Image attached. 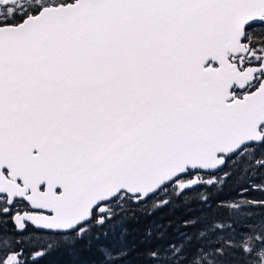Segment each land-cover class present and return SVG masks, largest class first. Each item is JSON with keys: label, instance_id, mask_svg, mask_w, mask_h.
<instances>
[{"label": "snow or ice", "instance_id": "6c2138e0", "mask_svg": "<svg viewBox=\"0 0 264 264\" xmlns=\"http://www.w3.org/2000/svg\"><path fill=\"white\" fill-rule=\"evenodd\" d=\"M53 253L264 264V0H0V264Z\"/></svg>", "mask_w": 264, "mask_h": 264}, {"label": "trees", "instance_id": "16d2710c", "mask_svg": "<svg viewBox=\"0 0 264 264\" xmlns=\"http://www.w3.org/2000/svg\"><path fill=\"white\" fill-rule=\"evenodd\" d=\"M252 195H257L256 193H253ZM194 207V205H193ZM186 214V210L184 207H179L173 209L171 206L161 208L159 209L154 215L148 216V217H141V222L139 224H130L129 227L131 229H134L136 231H142L145 224L157 220L160 217L164 218V221H167L169 219H176V218H182ZM195 214V213H190ZM11 227V225H9ZM135 234V232H134ZM73 258L61 254V253H53L50 256H47L44 258V260L41 261V264H70L71 260Z\"/></svg>", "mask_w": 264, "mask_h": 264}]
</instances>
